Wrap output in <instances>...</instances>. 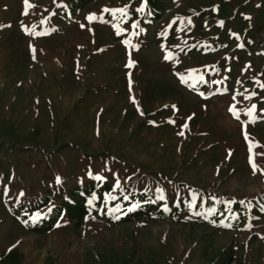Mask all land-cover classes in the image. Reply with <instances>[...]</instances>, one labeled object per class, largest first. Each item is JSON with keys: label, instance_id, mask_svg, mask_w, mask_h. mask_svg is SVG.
Listing matches in <instances>:
<instances>
[{"label": "rangeland", "instance_id": "obj_1", "mask_svg": "<svg viewBox=\"0 0 264 264\" xmlns=\"http://www.w3.org/2000/svg\"><path fill=\"white\" fill-rule=\"evenodd\" d=\"M159 1L153 20L146 0H91L73 17L57 15L65 0H28L27 8L0 0V147L9 148L2 203L21 200L19 188L61 194L86 177L113 188L105 217L100 210L80 227H0L1 256L18 251L24 264H264V219L250 220L249 211L264 199V1ZM121 8L126 16L105 11ZM54 174L66 179L50 182ZM189 184L195 197L244 204V224L202 228L197 211L116 225L115 202L179 199Z\"/></svg>", "mask_w": 264, "mask_h": 264}, {"label": "trees", "instance_id": "obj_2", "mask_svg": "<svg viewBox=\"0 0 264 264\" xmlns=\"http://www.w3.org/2000/svg\"><path fill=\"white\" fill-rule=\"evenodd\" d=\"M90 1L91 0H65L67 7L61 10V12H58L57 15L66 14L69 11L73 13L71 15V13L68 12L69 16L73 17L76 13H81L82 7L87 6ZM260 3L261 1L253 2L254 5H260ZM145 5L146 9L149 11V16L153 18V20L160 17V13L164 8L163 2L159 0H146ZM135 16L136 12L133 13V18L129 21H134ZM58 20L59 17H56V21ZM149 23L150 21L148 24H144L143 27L145 28ZM194 53L197 52L194 51ZM8 151V147H0V173H5V167L9 164V162L4 159L8 155ZM43 154L44 156H52L48 153ZM33 155L34 154H30L29 156ZM8 174L9 173H7L4 179H0V183L5 184L7 182L6 179ZM10 175L15 176L14 173H10ZM48 178L50 182L58 179H66L65 177H57L55 174ZM83 179H86V181L81 184H71L61 194H54L51 191L45 193L43 196H35L30 189L19 188L17 190H19L23 198L15 201L8 200L6 203H2L3 200H5V198H3L4 189L0 188V216L5 215L4 217H7L0 219V227L6 228L11 225H22L25 227L26 231L47 234L62 221L75 222L77 227H80L88 217H99L98 211L100 210L102 211L100 217L104 218V196L106 193H110L113 188L108 184L100 183L88 177ZM183 189L187 190L182 192L183 196H180L179 199L163 197V199L160 198L158 202H154L146 195L139 194L137 196L132 195L128 197L127 199L129 200L126 202H115L113 205L119 206L121 213L116 225L136 221L140 218L148 221H156L181 215L185 217L197 211L203 212L201 217L196 219L197 225L202 226V228H207L211 225L216 227H228L230 225L235 228L244 224V220H246L247 217L245 213L248 211V208L244 204H236L230 208L225 205L223 198L220 197L214 198L207 194L195 197L193 195L195 193L194 185L189 184ZM54 200L59 201V204L55 205ZM110 203L112 204V202ZM166 203L169 205L167 209L164 208ZM47 206L51 207L50 212L41 218L37 226H31L29 219ZM132 206L136 207L131 211L129 209ZM106 207H108V205H106ZM249 211L250 220H254L256 223L262 222L264 219V199L260 201L259 205L254 204ZM228 259L232 260L233 258L229 256ZM0 264H24L23 254L18 251H12L5 257L0 255Z\"/></svg>", "mask_w": 264, "mask_h": 264}, {"label": "snow or ice", "instance_id": "obj_3", "mask_svg": "<svg viewBox=\"0 0 264 264\" xmlns=\"http://www.w3.org/2000/svg\"><path fill=\"white\" fill-rule=\"evenodd\" d=\"M25 6H26V8L30 6L28 0H25ZM105 11H111L113 14L119 12L121 16H126L127 15L126 9H124V8H121V9H112V10L105 9ZM139 11H142V9H139ZM25 14H27V13H25ZM93 18L94 17H89L90 20L93 19ZM133 26L135 27L136 25H133ZM25 30L27 31V29H25ZM118 34H119V30H118ZM165 59H169V56H166ZM128 66L131 67L132 66L131 63ZM181 79L183 80L184 78L181 77ZM261 86L264 87V85H261ZM253 95H254V93H253ZM248 98H250V97H245V99H248ZM254 108H255V105H253V109ZM230 111H233V114L234 115H237V118H238V114L235 112L234 107L231 108ZM247 115H249L250 117H252V109H249L248 110ZM185 127H187V125H185ZM180 135H183V133L181 132ZM251 148H252V145L250 144V151H251ZM251 162L253 163V169L255 171V167H256L255 166V163H254V161H251ZM97 179H101V178L100 177H97ZM57 182H59V179H58ZM160 198L163 199V196H161ZM90 203H91V201H90ZM241 203H243V202H241ZM118 210H119V206H117L116 209H113V210H110V211H118Z\"/></svg>", "mask_w": 264, "mask_h": 264}]
</instances>
